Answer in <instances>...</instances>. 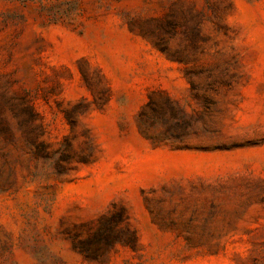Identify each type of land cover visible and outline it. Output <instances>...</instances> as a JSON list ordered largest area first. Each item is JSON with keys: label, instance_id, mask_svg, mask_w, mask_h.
<instances>
[{"label": "rangeland", "instance_id": "1", "mask_svg": "<svg viewBox=\"0 0 264 264\" xmlns=\"http://www.w3.org/2000/svg\"><path fill=\"white\" fill-rule=\"evenodd\" d=\"M0 264H264V0H0Z\"/></svg>", "mask_w": 264, "mask_h": 264}]
</instances>
